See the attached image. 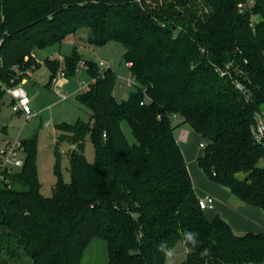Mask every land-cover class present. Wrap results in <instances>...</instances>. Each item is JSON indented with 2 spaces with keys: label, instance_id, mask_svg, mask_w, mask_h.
Instances as JSON below:
<instances>
[{
  "label": "trees",
  "instance_id": "16d2710c",
  "mask_svg": "<svg viewBox=\"0 0 264 264\" xmlns=\"http://www.w3.org/2000/svg\"><path fill=\"white\" fill-rule=\"evenodd\" d=\"M251 1L0 0L2 83L21 85L40 66L36 50L84 29L90 45L124 47L136 82L118 101L112 67L85 62L96 81L77 101L89 121L59 127L72 181L59 173L51 197L42 194L36 140L22 142L23 167L0 180V264H81L94 239L106 242L108 264H166L160 245L180 241L188 250L181 264H264V234L237 235L201 209L175 134L186 126L199 135L203 174L264 212V146L254 136L264 118V0ZM80 62L76 52L46 60L50 85L61 66L75 77ZM5 95L0 86V102Z\"/></svg>",
  "mask_w": 264,
  "mask_h": 264
},
{
  "label": "rangeland",
  "instance_id": "374dc122",
  "mask_svg": "<svg viewBox=\"0 0 264 264\" xmlns=\"http://www.w3.org/2000/svg\"><path fill=\"white\" fill-rule=\"evenodd\" d=\"M251 2V0H248L249 4ZM88 36L89 30L84 29L68 36L62 44H55L34 52L40 66L35 70L33 77L26 78L21 86L32 96L36 95L33 108L41 112L38 119L26 121L24 116L16 115L12 109L10 97L7 94L0 102V151L5 148L8 142L15 144L17 141L22 143L30 139L36 140L37 173L42 184V194L45 197L52 196V190L58 181L59 173H61L65 183L70 184L72 181L68 158L71 145L68 141L60 139L61 131L59 127L63 124L74 125L79 119L89 121V112L79 104L77 96L83 92L82 87L90 85L93 80L87 71H79L75 77H72L63 86L62 96L67 98L63 100L53 88H50L52 76L45 61L58 58L55 60L62 62L66 57L76 52L83 62L99 64L104 61L112 67L118 75V82L114 90L118 101L126 99L135 89L128 87L126 83L128 80H132V73L124 60V47L117 42H110L105 46L96 47L88 44ZM62 72H64L63 66L59 69L58 74ZM122 129L129 142L133 143L135 140L126 122L122 124ZM181 132L188 133V141L186 143L181 142V146L183 149L186 147L187 153L191 152L196 160L203 153L199 146L200 142H202L201 137L185 126L176 130L177 138L178 136L180 137ZM57 143L60 158L56 155ZM85 143L86 158L89 163H94L96 158L95 148L90 136H87ZM22 155L24 158V153ZM191 169H195L197 173L202 175L197 163L192 165ZM196 181L197 184L198 180ZM197 186L200 190L203 189L199 184ZM231 196L232 198L228 199V201L221 199L223 201L222 204L226 207L229 205L237 208L241 202L233 195ZM214 211L207 210L206 213L209 215ZM187 257V247L180 241L171 249V255L167 256L166 264H181L186 261ZM81 264H108L106 242L100 239L92 240L84 251Z\"/></svg>",
  "mask_w": 264,
  "mask_h": 264
},
{
  "label": "built area",
  "instance_id": "2783aa9c",
  "mask_svg": "<svg viewBox=\"0 0 264 264\" xmlns=\"http://www.w3.org/2000/svg\"><path fill=\"white\" fill-rule=\"evenodd\" d=\"M101 70H106L110 66L104 61H101L99 64ZM132 64H128V67H131ZM0 68H1V58H0ZM78 70L87 71L88 65L85 62H80L78 65ZM77 70V71H78ZM219 75L222 78H226L230 76L229 67L225 69H218ZM96 79H93L94 83ZM68 82L65 74L59 73L53 80V89L56 94L61 96L63 100L67 98L62 96L63 94V86ZM128 87L135 86V79L126 81ZM0 86L4 90V92L12 98V109L14 113L21 114L25 117L26 121L31 119H38L40 117V111L33 109L32 106V98L28 94V92L21 86L9 87L8 85L2 83L1 75H0ZM236 87L240 90H243V85L241 83H236ZM90 89V85H86L82 87L83 91H88ZM254 136L256 141L264 146V118L261 116L256 117L255 127H254ZM188 139V133H180L179 140L182 142H186ZM22 143L17 141L15 144H11L10 142L6 143V146L3 150L0 151V180L5 181L6 178L2 174V172H13L16 169H20L24 165V159L22 157ZM199 205L202 210H214L215 209V199L213 196L207 194L199 199Z\"/></svg>",
  "mask_w": 264,
  "mask_h": 264
},
{
  "label": "crops",
  "instance_id": "0c3cea01",
  "mask_svg": "<svg viewBox=\"0 0 264 264\" xmlns=\"http://www.w3.org/2000/svg\"><path fill=\"white\" fill-rule=\"evenodd\" d=\"M34 57H35V53H34ZM55 59H58V58H52L50 60H55ZM33 75H34V73L31 75V77H33ZM31 77H29V78H31ZM50 88L52 89L53 87L50 86ZM29 95L32 98V106H34L36 95H34V96H32L31 94H29ZM10 102L12 105V103H13L12 98H10ZM33 109H35V108H33ZM16 115H21V114H16ZM40 115H41V112H40ZM177 139L180 143L182 142L179 140V136ZM183 143H186V142H183ZM182 149H183V147H182ZM183 153H184L185 159L187 161L188 169H189V172L191 174L197 196L199 198H201V197L209 194V195L213 196V198L215 199V209L216 210L214 209L215 211L213 210L214 212L209 214L208 218L212 219L216 215L221 216L225 221H227L229 223V225L231 226V228L233 229V231L237 235H242V234H246V233H262V234H264V212L258 208L251 207L248 205H244L243 203H240V205H238L237 208H235L233 206H229V205H228V207L224 206L222 204L223 201L221 199H224V200L226 199L228 201V199L232 198V196H231L232 194L228 190H226L225 188L220 187V186L216 185L215 183H213L212 181H210L203 174V172L200 170V168H199L200 173H202L203 177L207 180H205L202 177V175L197 173V171L195 169H191V166L194 165L195 163H197V165H198V159L200 156H198L195 160L194 156H192L191 152L187 153L186 147H185V149H183ZM196 180H198L197 184H199V186L202 187L203 188L202 190H204V191L200 190V188L197 186ZM226 191H228V192H226Z\"/></svg>",
  "mask_w": 264,
  "mask_h": 264
},
{
  "label": "clouds",
  "instance_id": "9594fccd",
  "mask_svg": "<svg viewBox=\"0 0 264 264\" xmlns=\"http://www.w3.org/2000/svg\"><path fill=\"white\" fill-rule=\"evenodd\" d=\"M194 235L195 234H191V233H188L186 234V239L187 241H193L194 240ZM160 251L164 252L166 256H170L171 255V250L167 248V245L162 243L160 245Z\"/></svg>",
  "mask_w": 264,
  "mask_h": 264
}]
</instances>
